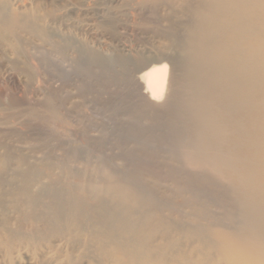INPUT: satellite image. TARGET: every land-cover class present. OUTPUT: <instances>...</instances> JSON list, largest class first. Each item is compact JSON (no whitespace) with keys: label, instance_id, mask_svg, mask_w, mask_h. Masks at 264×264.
I'll list each match as a JSON object with an SVG mask.
<instances>
[{"label":"rangeland","instance_id":"rangeland-1","mask_svg":"<svg viewBox=\"0 0 264 264\" xmlns=\"http://www.w3.org/2000/svg\"><path fill=\"white\" fill-rule=\"evenodd\" d=\"M6 1L4 9L38 26L0 23V174L15 170L21 196L39 198L31 218L20 196L11 221L4 181L0 264H116L96 250L90 228L111 213L115 224L121 199L110 197L120 183L131 193L126 206L156 205L171 219L225 231L242 227L241 188L208 163L220 150L252 155L249 133L252 125L264 131V119L258 106L252 117L238 109L218 120L214 138L205 131L208 85L187 52L203 0ZM161 57L170 66L168 95L155 102L139 74ZM75 199L84 214H68Z\"/></svg>","mask_w":264,"mask_h":264},{"label":"bare ground","instance_id":"bare-ground-1","mask_svg":"<svg viewBox=\"0 0 264 264\" xmlns=\"http://www.w3.org/2000/svg\"><path fill=\"white\" fill-rule=\"evenodd\" d=\"M203 1V6L197 9L195 25L188 30L187 52L193 63L199 65L194 72L196 79L208 85L202 96L207 108L202 109L201 116L205 131L214 138L221 127L216 124L218 120L234 110H244L252 117L258 106L264 119V0ZM6 3L4 0L0 5V23L20 29L38 26L27 16L4 9ZM141 69L139 78L145 85L144 92L152 101H162L168 95L169 64L165 58H152L143 63ZM252 129L249 133L252 155L238 158L230 150H220L215 151L216 156L208 163L217 172L234 175L241 188L246 218L239 230L225 231L219 224H187L160 213L162 208L156 205L146 207L131 203L128 207L124 202L131 193L120 183L119 189L112 187L116 191L110 197L112 201L121 199L118 204L121 210H113V216H118L115 224H110V212L96 221L95 228H90L96 250L116 264H223L220 261L250 264L258 257L264 264V131L257 125H252ZM256 175L261 179L258 180ZM4 181L7 182L4 195L10 202L12 221L21 196L19 174L10 168L8 176L2 172L0 191ZM84 186L97 192L94 188L98 186ZM23 193L21 198L25 196L26 207L32 208L25 214L32 218L36 216L33 209L39 197ZM68 205V214H71L83 202L75 199ZM132 207L143 208L132 212ZM108 210L106 208L105 212ZM79 214L84 211H77ZM7 231L14 236V228ZM240 252L250 253L251 259H240Z\"/></svg>","mask_w":264,"mask_h":264}]
</instances>
